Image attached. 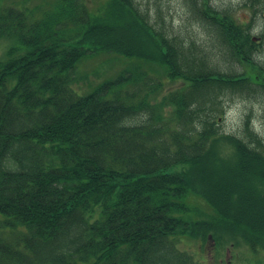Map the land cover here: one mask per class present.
<instances>
[{
	"label": "trees",
	"instance_id": "obj_1",
	"mask_svg": "<svg viewBox=\"0 0 264 264\" xmlns=\"http://www.w3.org/2000/svg\"><path fill=\"white\" fill-rule=\"evenodd\" d=\"M184 1L208 38L141 0H0V264H202L210 239L259 248L264 138L251 114L241 136L218 124L227 91L264 90V0H243L250 19ZM101 52L143 61L79 91V62Z\"/></svg>",
	"mask_w": 264,
	"mask_h": 264
},
{
	"label": "rangeland",
	"instance_id": "obj_2",
	"mask_svg": "<svg viewBox=\"0 0 264 264\" xmlns=\"http://www.w3.org/2000/svg\"><path fill=\"white\" fill-rule=\"evenodd\" d=\"M145 5H149L155 8L158 4H161L162 10L165 11L173 21L174 28L176 30L186 29L188 26L192 30H198L199 34L208 38L207 27L200 25L197 21L192 19V12L189 9L187 3L184 0H141ZM212 4L220 7H229L234 9L236 14L242 16L245 19H250L252 12L248 7L243 5V0H210ZM106 0H93L95 6H102ZM169 23V22H168ZM254 25L253 34L264 35V15L258 17L256 24ZM182 29V30H184ZM191 31V30H189ZM3 50V44L0 42V53ZM254 61L264 68V43L261 52L254 55ZM143 61L137 58H130L125 60L116 54L101 52L94 56L85 57L78 64V81L75 83V87L81 91H89L92 86H95L102 82L103 79L110 76H116L120 71L126 69L129 66H137V62ZM213 63L222 71L229 69V64L225 63V59H221L219 55L213 58ZM150 67L149 64H145ZM245 65L242 63H236L235 68L237 73L245 72ZM232 68L233 65H231ZM251 70V68H250ZM253 71V70H251ZM256 72V70H254ZM245 77V76H244ZM168 80V78H166ZM179 81H167L165 82V91L176 89L180 84ZM258 85V84H256ZM260 92V91H259ZM227 96L224 98L225 114L219 119L220 129L225 133H232L238 136L242 135L244 129V122L246 117L251 114L250 124L252 127L260 133L264 138V90H262L256 96H243L239 93L233 94V92L227 91ZM248 138L247 136L244 137ZM249 139V138H248ZM223 154L226 157H232L234 155V149L227 143L221 145ZM255 153H264V149H252ZM264 200V199H262ZM201 204V203H200ZM205 207V202L203 203ZM263 242V243H262ZM243 241L241 247H235L234 244H230L229 247L214 246V240L210 239L205 250L197 249V256L201 258L202 264H264V240L259 241L256 250L251 246L244 244ZM195 250V249H194ZM201 253L203 255H201ZM204 257V259H202Z\"/></svg>",
	"mask_w": 264,
	"mask_h": 264
}]
</instances>
